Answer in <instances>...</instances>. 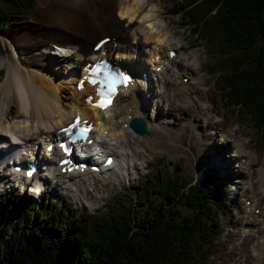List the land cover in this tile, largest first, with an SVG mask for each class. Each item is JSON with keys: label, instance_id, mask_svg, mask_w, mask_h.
Returning <instances> with one entry per match:
<instances>
[{"label": "bare ground", "instance_id": "bare-ground-1", "mask_svg": "<svg viewBox=\"0 0 264 264\" xmlns=\"http://www.w3.org/2000/svg\"><path fill=\"white\" fill-rule=\"evenodd\" d=\"M41 4L44 7V14L38 13L40 30L36 28L30 33H25L28 34L25 37H21L23 35L19 33L12 38V41L7 42L9 54L5 62L0 63L5 65V74L0 85V150L3 144L8 142L7 135L13 138L19 136L22 145L32 148L39 143L40 136L44 135L46 139L56 136V130L75 114L91 120L98 137L103 140L107 138L105 146L114 150L116 163L119 165L116 169H107L103 173H80L77 176L57 173L53 177L56 180L64 179L61 189L75 203L88 205L92 201L87 195L96 203L107 192V188L111 187L110 185L120 184V179L130 178L131 170L137 169L135 160L145 161L143 154L146 152L145 147L143 144L140 145V142L151 147L153 152L161 147L160 141L163 137L159 131L165 128L159 123L158 113L145 112L148 98L141 94L144 88H148V81L140 75H136L137 79L131 87L120 90L121 93L115 97L109 108L111 114L106 117L80 101L81 94L87 91L85 88L77 91L71 87L70 82L77 79L75 76L78 75V67L87 61L102 57L89 46V42L101 34H108L110 40L104 43L99 51L104 49L115 62L124 64L135 72L141 61L136 59V53L140 54L147 59L149 66L147 74H158L157 81L161 91L156 94L159 99L155 105V112L160 111V118L163 116L158 103L160 99L166 97L169 101L166 114H172L173 110H177V113L183 116L189 110L187 102L191 101L196 106V110L201 111V117L206 121V129H211L213 114H217L223 107L211 104L208 100L206 103L202 98V95L212 96L214 93L209 83L210 75H206L212 68L207 67L208 71L202 72V54L197 50H192V54L186 51V47L181 43L184 35L176 36L175 22L164 16L157 0H42ZM16 37L19 38L16 40ZM50 41L68 46L61 55L63 59L69 61L66 71L67 68L72 67L69 70L70 81H66L70 87V95H61L57 92V86L51 79L50 72L53 66L55 68L59 66L52 60L56 55L47 52V42ZM190 43L192 44L193 41ZM43 47L45 50L40 51ZM170 49L176 50L175 56L171 58L168 57ZM112 51H114L113 56ZM39 57H49V59L40 63ZM196 60L199 66L193 67L192 64ZM160 65L163 66L156 72V67ZM180 71L187 74L188 80L185 83H178L179 95L173 96L169 93L168 86L172 85L171 76L177 78ZM205 79L209 82H205ZM202 87H205L203 91ZM150 95L155 94L151 91ZM176 98L180 103L174 104ZM118 99L121 104L113 109ZM136 100H139L141 105H138ZM202 101L204 103L198 105ZM136 115L143 117L147 133L133 134L135 139L132 140L129 129L126 125L123 128V124H127L128 120ZM177 121L178 118L174 123L172 122L173 125H176ZM227 132L231 134L233 140L243 137L235 151L243 162L241 168L249 179L244 180L246 184L243 188V196L246 200L256 191V181L251 179L254 171L251 170L248 174V170L259 164L258 154L255 152L254 157L247 150L248 140H244L247 135L240 131L237 125L229 126ZM202 134L208 133L204 131ZM200 140L203 141V135L200 136ZM206 142L204 141L203 145H209ZM45 160L51 167V161L48 158ZM213 160L226 175L231 160L222 157L218 159L215 157ZM232 173L234 178L239 174L234 171ZM35 180L36 175L33 177V181ZM47 182V180L43 181V185ZM258 182L264 192V170L259 172ZM50 190L56 192V187L52 186ZM255 204L253 200L246 205L244 210L246 219L241 218V226L255 227V231L251 229L255 234L247 236V239L256 237V242L252 245V254L255 257L252 264H264L263 208H259L258 213H254Z\"/></svg>", "mask_w": 264, "mask_h": 264}, {"label": "trees", "instance_id": "trees-1", "mask_svg": "<svg viewBox=\"0 0 264 264\" xmlns=\"http://www.w3.org/2000/svg\"><path fill=\"white\" fill-rule=\"evenodd\" d=\"M34 4L0 0V33L7 18ZM177 4H192L181 13L218 53L224 97L249 114L264 138V0ZM146 182L135 197L145 207L141 215L126 203L124 212L89 215L0 196V264H209L225 204L212 171L194 182L161 172Z\"/></svg>", "mask_w": 264, "mask_h": 264}, {"label": "rangeland", "instance_id": "rangeland-1", "mask_svg": "<svg viewBox=\"0 0 264 264\" xmlns=\"http://www.w3.org/2000/svg\"><path fill=\"white\" fill-rule=\"evenodd\" d=\"M157 1L158 6H160L163 10L164 16L176 22L180 26L181 31H179L177 36L183 34L186 40H194V46H190L188 48V51H190V49H196L202 54V72L205 73V71H208L207 67L212 68L208 73H206V75H210V82L208 81V79H205V82L208 81L210 83L211 87L214 89V93L212 96L202 95V98H206V100H208L211 104L221 105L223 107L217 113L219 115L215 117L216 120L214 119V116L216 114H213V125L211 126V129H206V121H203L201 117V111L196 110L195 106L193 107V105L190 103V109L186 114H184V116L182 115L184 119H179L176 125H173V120L177 117V112L174 111L172 113V116L163 115V117L160 118V111H154V114L158 113V120L160 118L159 123H161L162 126L165 128L159 131V134L163 137L160 141L161 147H159L160 149L156 148V150H154L153 152V150H151V147H148L144 143L140 142V145L143 144L145 147L146 152L142 153L145 154L144 158L147 162L142 161V164L139 165V168L137 170H134L135 172L133 173V176H130V178L126 179L123 178L124 180L128 181L127 184L121 182L120 184H118L117 182H115L117 183V185H110L111 187L107 188V192H105L102 198L99 199L96 203H94L93 199H90V196L87 195L89 196L88 199L92 201V203H88V205H86L87 203L80 204L79 207H76L75 202L63 193V191L60 189L61 183L56 186L57 194L51 193L50 190H47V185H45L42 193L44 194V196L50 197L54 201L58 202L57 205L64 203L63 207H65V205L71 206L78 212L85 210L91 213H106L110 209L124 212L121 204L126 203L131 205V210L133 213L141 215L144 213L145 207L137 203V200L135 201L136 193L139 191V189L144 186L145 183L148 184V182L144 181L147 179V177L151 176L152 174L156 176V170L160 169L163 172L164 176L173 175L178 183H180V180L182 181V183H185L186 181H192L195 179L198 180L200 178L201 173L206 171L209 167L217 166V170H214V172L216 171V177H218L217 174H220V170H218L219 166L214 163L213 158L216 157L218 159L219 157H222L224 159L227 157V160H231V165L226 171V175H224V177L228 180H231V182L233 183L230 184L228 188H226L224 191V193L227 194L226 208L224 209L223 213L219 214V222L222 228V232L219 236L217 247L214 250L215 253L213 254V256L210 257L209 264H250L254 260V258L248 253L247 246L250 243H254L256 237L251 240H243L242 238L245 233L251 232L250 229L241 226V218H243L245 213H242L243 216L237 214V206L239 202L242 211H244L243 199L241 195L242 189L245 184L243 183L244 180L242 179L240 174H236L235 178L233 177L232 171L237 173L240 172V164L237 157L233 156V154H229L231 152L233 153L236 147H231V144H233L234 142H232L233 138L231 134H228L227 130L229 126L237 125L240 128V131H242L245 135L249 137V145L255 148L256 153L258 155L263 154L264 156V144L261 142L259 137L260 131L252 125L248 115L245 114L247 112L244 113L242 111V113L238 108L231 106L227 103L226 105H222L224 104V100L226 98H222L221 95L222 87L221 81L219 80L220 74H218V71L213 68V64H217L219 56L217 53L214 52L213 49H211V47L205 41H197L195 36L188 31L189 26L185 22L186 20L180 11L178 13L173 12L177 9L178 0ZM41 3L42 0H35V4L32 8H28L26 12L21 13L15 18H8L6 20L7 25L3 31L9 33L6 37H9L10 39L15 38V36L19 33L23 35L21 37H25L26 35H28H25V33H30L36 30V28L40 30L41 23L38 19V17H40L38 16V13L44 14V7ZM18 38L19 37H16V40ZM0 40L4 42L5 39L4 37H0ZM186 40H182L181 43L185 44ZM3 49L4 53L7 54L8 50L5 45H3ZM44 50V47L40 48V51ZM1 52L3 51L0 48V59ZM61 54L62 53H57L55 54V57L52 56L54 57L52 60L56 61L59 67L55 68L53 66L52 72H50V76L52 77L51 79L53 83L57 86V92H59L61 95H70V87L66 83V81H70L69 78L71 76V73L69 72V70L72 67L67 68L68 71H66V66L69 64V61L62 58V55L64 53L62 55ZM47 59H49V57H39L38 61L41 63L42 61ZM61 62H63V64ZM71 64L73 63L71 62ZM1 65L2 64H0V67ZM192 66L196 67L197 64L193 63ZM0 69L1 85L5 72L3 71V68ZM54 73L56 74L54 75ZM40 74L43 73L40 72ZM178 82L179 81L177 80L175 83L169 86L170 92L172 93L174 91V93H172L173 96H176L178 94L179 90H175L177 85L176 83ZM204 89L205 87H202V91ZM143 93L145 96H147L146 92ZM156 99V97L153 98L150 101V106H148V108L147 106L145 107V109L147 108V112L150 114L154 110L156 103L154 105L153 101H155ZM175 102L178 103V99H175ZM160 108L162 109L163 113L166 114L165 110L167 109V103L160 101ZM215 123L216 128L213 132L211 130L214 129ZM202 128L203 130H201ZM204 131L208 134H202V132ZM201 135H203V141L200 140ZM248 137H246L245 139H247ZM204 141H207L209 145H203ZM210 144H212V147H210ZM166 146L169 149H167ZM225 146H228L232 151L221 152V150H223ZM136 161L137 160H135V163L139 164V161ZM260 161L262 162V156L260 157ZM254 179H256V177H254ZM48 184L52 183L48 182ZM0 192V194H3L2 196H21L20 191L16 190L11 192L8 188H6L5 185L0 186ZM14 192L16 194H14ZM254 193L256 197V203H264V194L260 192L259 183H257V192ZM31 200L36 201V198H32ZM146 209L148 208L146 207Z\"/></svg>", "mask_w": 264, "mask_h": 264}, {"label": "snow or ice", "instance_id": "snow-or-ice-1", "mask_svg": "<svg viewBox=\"0 0 264 264\" xmlns=\"http://www.w3.org/2000/svg\"><path fill=\"white\" fill-rule=\"evenodd\" d=\"M151 27V25H149ZM107 68L106 64H98L95 68L89 69V71L92 74V77H99L101 72ZM128 81V77L124 76L122 77V82L125 84ZM90 83L93 85L100 84L102 85L100 88L97 89V95L100 97V100L97 101L95 104H93V107L101 108V109H106L110 103V94L112 91V88L115 85V79L111 75V73L104 71L103 72V79H98V78H92L90 79ZM107 86L108 92H105V87ZM80 87H83V83H81ZM89 103H92L91 98L88 100ZM72 129H78V132L75 133L74 135L79 136L80 138H83L87 140L88 133L91 131V126L87 124V122H83V126H81V120L79 117L76 118L75 122L71 125L69 129H65V131H71ZM63 147V145L61 146ZM65 151H68V149H65ZM110 162V161H109ZM28 175H31V172L28 173Z\"/></svg>", "mask_w": 264, "mask_h": 264}, {"label": "water", "instance_id": "water-1", "mask_svg": "<svg viewBox=\"0 0 264 264\" xmlns=\"http://www.w3.org/2000/svg\"><path fill=\"white\" fill-rule=\"evenodd\" d=\"M131 126L135 129V130H137L138 132H142V131H144V125L142 124V122H141V120L140 119H138V118H135V119H133L132 121H131ZM142 126V127H141ZM140 131H139V130ZM145 132V131H144Z\"/></svg>", "mask_w": 264, "mask_h": 264}]
</instances>
